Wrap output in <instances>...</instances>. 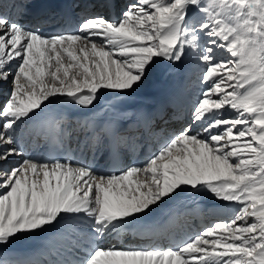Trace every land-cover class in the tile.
<instances>
[{"label": "snow or ice", "instance_id": "1", "mask_svg": "<svg viewBox=\"0 0 264 264\" xmlns=\"http://www.w3.org/2000/svg\"><path fill=\"white\" fill-rule=\"evenodd\" d=\"M98 6L118 15L90 11ZM85 8L74 32L45 34L43 21L21 22L27 0H0V264H264V0ZM190 64L204 66L197 98L101 122L102 98L131 96ZM53 104L78 110L77 127L55 120L47 158L26 154V138ZM133 115L163 137L142 162L123 157L143 147L137 123L121 125ZM74 132L83 133L75 148ZM208 195L239 207L174 246L116 242L125 233L154 240L173 219L159 215L184 196ZM36 237L43 251H10Z\"/></svg>", "mask_w": 264, "mask_h": 264}, {"label": "bare ground", "instance_id": "2", "mask_svg": "<svg viewBox=\"0 0 264 264\" xmlns=\"http://www.w3.org/2000/svg\"><path fill=\"white\" fill-rule=\"evenodd\" d=\"M125 0H120V3H124ZM203 65H187L183 69L177 70L173 72L174 74L171 75V73H166V72H160L158 73L151 84L148 86L138 90L136 93H134L131 96H115V95H110L105 98L101 99V104L99 106L100 109H103L106 105L109 106L106 111L103 112V115L105 113H108L110 111L117 112L118 108L121 106H137L141 103H143L146 107V110L149 109H155L160 105L166 104L170 98H175L178 101H184V100H193L198 97L199 92L201 89L204 87L200 83V77L203 74ZM156 85L160 88L154 90V91H147L146 88L151 86V85ZM117 103V105H116ZM59 108V107H55ZM72 108V107H71ZM74 109V110H73ZM75 108H72L71 112L75 117H79V114H74L75 113ZM229 114V113H225ZM176 126L177 123L170 124L169 128L172 126ZM20 157L15 158V160L12 161L13 164H15ZM202 200H207V201H213L215 203H228L235 207L234 209H238L239 205L238 204H232L229 202H221L217 201L214 197L208 195V196H201V197H190V196H184L181 198L180 202H199ZM173 206H170V211L175 209L177 204ZM204 215L206 217H215L218 220L217 221H223V220H228L231 215H233V210L230 211L228 214H222V213H216V212H211V211H206L204 212ZM42 243L43 240L42 238L37 237L36 238H31V239H24L17 241L12 248L10 249L11 252L16 254L19 257H28L30 253L36 252L37 250L42 249ZM21 246H28V251L27 252H22L20 250ZM37 259L44 260L45 256L37 253L36 256Z\"/></svg>", "mask_w": 264, "mask_h": 264}, {"label": "rangeland", "instance_id": "3", "mask_svg": "<svg viewBox=\"0 0 264 264\" xmlns=\"http://www.w3.org/2000/svg\"><path fill=\"white\" fill-rule=\"evenodd\" d=\"M209 2H210V0H209ZM225 54H226V53L223 52V53H222L221 55H219V56L226 58ZM173 74H174V73L172 72L171 75H173ZM8 88H10V87H8Z\"/></svg>", "mask_w": 264, "mask_h": 264}]
</instances>
